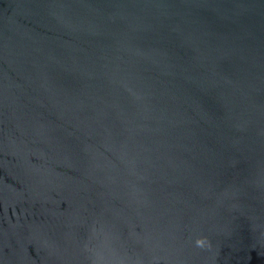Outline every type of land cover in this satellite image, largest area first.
<instances>
[{
    "label": "water",
    "instance_id": "95a60500",
    "mask_svg": "<svg viewBox=\"0 0 264 264\" xmlns=\"http://www.w3.org/2000/svg\"><path fill=\"white\" fill-rule=\"evenodd\" d=\"M0 264H264V0H0Z\"/></svg>",
    "mask_w": 264,
    "mask_h": 264
},
{
    "label": "clouds",
    "instance_id": "9594fccd",
    "mask_svg": "<svg viewBox=\"0 0 264 264\" xmlns=\"http://www.w3.org/2000/svg\"><path fill=\"white\" fill-rule=\"evenodd\" d=\"M195 243H196V246L200 248H210L211 247V243L207 239V237L197 238Z\"/></svg>",
    "mask_w": 264,
    "mask_h": 264
}]
</instances>
